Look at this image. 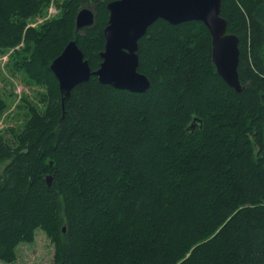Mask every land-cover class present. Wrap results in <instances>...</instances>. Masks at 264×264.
Wrapping results in <instances>:
<instances>
[{
    "label": "trees",
    "instance_id": "1",
    "mask_svg": "<svg viewBox=\"0 0 264 264\" xmlns=\"http://www.w3.org/2000/svg\"><path fill=\"white\" fill-rule=\"evenodd\" d=\"M111 1L76 31L83 0L38 27L51 0H0V53L45 89L14 143L0 136V260L40 229L53 264H264V0L221 3L241 93L217 75L202 23L158 20L138 42L146 93L91 76L62 108L50 64L73 40L98 68Z\"/></svg>",
    "mask_w": 264,
    "mask_h": 264
},
{
    "label": "water",
    "instance_id": "2",
    "mask_svg": "<svg viewBox=\"0 0 264 264\" xmlns=\"http://www.w3.org/2000/svg\"><path fill=\"white\" fill-rule=\"evenodd\" d=\"M222 0H114L107 3L108 21L103 29L104 49L94 71L76 41H70L50 64V71L58 83L61 106L79 84L95 76L98 83L116 90L143 94L150 88L149 79L138 71V42L158 20L170 25L198 21L211 37V60L217 75L236 93H241L239 39L227 32V21L221 16ZM95 13L83 7L78 10L74 24L76 31L93 26ZM195 124L201 123L194 120ZM52 166L53 161H48ZM47 185L52 175L45 176ZM65 229H63L64 231Z\"/></svg>",
    "mask_w": 264,
    "mask_h": 264
},
{
    "label": "rangeland",
    "instance_id": "3",
    "mask_svg": "<svg viewBox=\"0 0 264 264\" xmlns=\"http://www.w3.org/2000/svg\"><path fill=\"white\" fill-rule=\"evenodd\" d=\"M63 0H51L45 13L28 23L29 27H38L60 13L58 4ZM97 0H83L81 6L94 9ZM21 47V45H20ZM20 47H16L19 50ZM12 50L0 53V95L7 107L0 114V136L9 144L15 141V135L22 129L27 118L29 105L42 108L45 89L28 83L14 65L10 66L9 56ZM7 162L0 164V172ZM54 245L43 230H36L30 242L24 241L16 245L13 258L0 264H53Z\"/></svg>",
    "mask_w": 264,
    "mask_h": 264
},
{
    "label": "bare ground",
    "instance_id": "4",
    "mask_svg": "<svg viewBox=\"0 0 264 264\" xmlns=\"http://www.w3.org/2000/svg\"><path fill=\"white\" fill-rule=\"evenodd\" d=\"M138 48H139V46H138ZM103 49H104V47H103ZM62 51H63V50H62ZM137 52H138V51H137ZM60 54H61V53H60ZM60 54H59V55H60ZM59 55H58V56H59ZM58 56H57V57H58ZM100 60H101V59H100ZM138 67H139V66H138Z\"/></svg>",
    "mask_w": 264,
    "mask_h": 264
}]
</instances>
